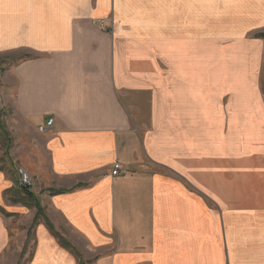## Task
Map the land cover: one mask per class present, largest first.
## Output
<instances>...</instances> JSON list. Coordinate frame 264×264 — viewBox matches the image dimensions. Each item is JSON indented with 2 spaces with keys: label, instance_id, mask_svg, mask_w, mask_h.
I'll use <instances>...</instances> for the list:
<instances>
[{
  "label": "crops",
  "instance_id": "0c3cea01",
  "mask_svg": "<svg viewBox=\"0 0 264 264\" xmlns=\"http://www.w3.org/2000/svg\"><path fill=\"white\" fill-rule=\"evenodd\" d=\"M262 29L264 0H0L13 160L86 264H264ZM10 236L0 210V264ZM35 237L28 264H79Z\"/></svg>",
  "mask_w": 264,
  "mask_h": 264
},
{
  "label": "rangeland",
  "instance_id": "374dc122",
  "mask_svg": "<svg viewBox=\"0 0 264 264\" xmlns=\"http://www.w3.org/2000/svg\"><path fill=\"white\" fill-rule=\"evenodd\" d=\"M258 36L264 40V29H262V31H259ZM12 60L13 57H9L8 62L5 63L4 61L3 67H0V168H2L4 171L8 170V168L10 167L15 169V173H11V176H13L11 178H13L12 180L14 182V186L4 192V198L8 203V209L10 213L0 207L1 211H3L4 216L8 217V219L10 220L11 252H8V255H6L7 260L4 264H15L17 263V261V264H28L33 256V251L35 248L36 225L40 222H43L44 219L41 218L40 221L34 224V218L37 215L38 209L36 206L31 204L28 197L24 196L23 192H21V190L19 189L21 188V186L19 181L20 177L18 174V169L25 168L19 163L16 164L13 160V157H15L16 153L20 151H28L23 149V141L17 134L18 127L16 128L14 124V104L10 95L11 88L6 85L9 69L6 71L5 69L8 68L9 64H13ZM261 83L264 91V59L262 65ZM116 162H118L124 169V166L121 162ZM26 172L31 176L33 180L34 184L32 189H39L40 185L37 183V181H35V177L27 170ZM36 199L40 202L38 197H36ZM14 204L19 205L20 207L14 208ZM43 210L45 212V209ZM55 230H57L56 232L60 234L58 229Z\"/></svg>",
  "mask_w": 264,
  "mask_h": 264
},
{
  "label": "trees",
  "instance_id": "16d2710c",
  "mask_svg": "<svg viewBox=\"0 0 264 264\" xmlns=\"http://www.w3.org/2000/svg\"><path fill=\"white\" fill-rule=\"evenodd\" d=\"M19 189L21 190V192H23L24 196L28 197L31 204L36 206L38 209L37 215L34 218V224L37 223L38 221H40L41 218H43L45 221V224L48 226V229L56 236V238L58 239V241L62 245V247L69 250L73 255H75L77 257V259L79 260V264H86L85 261L83 260V256H82L81 252L70 241H68L67 238H65L63 235L58 234L56 232L52 223L46 218V214L43 210L44 208L42 207L41 202H39L36 199V196L31 191V189H26V188H22V187Z\"/></svg>",
  "mask_w": 264,
  "mask_h": 264
},
{
  "label": "built area",
  "instance_id": "2783aa9c",
  "mask_svg": "<svg viewBox=\"0 0 264 264\" xmlns=\"http://www.w3.org/2000/svg\"><path fill=\"white\" fill-rule=\"evenodd\" d=\"M102 24H104V20H100ZM55 120L53 118H49L45 124L39 126V130L41 132H46L47 130H50L54 126ZM124 172V169L121 167V165L116 162L113 164L111 175L112 176H118L121 175ZM18 174H19V181H20V186L22 188L26 189H32L33 187V180L31 176L26 172L25 169L19 168L18 169Z\"/></svg>",
  "mask_w": 264,
  "mask_h": 264
},
{
  "label": "bare ground",
  "instance_id": "6f19581e",
  "mask_svg": "<svg viewBox=\"0 0 264 264\" xmlns=\"http://www.w3.org/2000/svg\"><path fill=\"white\" fill-rule=\"evenodd\" d=\"M234 50H235V49H234ZM205 51H206V50H205ZM225 52H226V51H225ZM230 52H231V51H230ZM234 55H237V54H234ZM216 56H217V55H216ZM241 56H242V55H241ZM228 57H229V56H228ZM231 57H232V56H231ZM237 57H239V56H237ZM190 58H191V57H190ZM224 58H225V57H224ZM239 58H240V57H239ZM230 59H232V58H230ZM236 59H237V58H236ZM224 61H225V60H224ZM239 62H240V61H239ZM241 62H243V61L241 60ZM248 62H249V60H248ZM229 63H230V61H229ZM229 63H228V64H229ZM244 63H246V62H244ZM238 64H239V63H238ZM240 65H241V64H240ZM212 66H213V65H212ZM243 66H244V65H243ZM211 68H212V67H211ZM214 68H215V67H214ZM214 68H213V69H214ZM243 68H244V67H243ZM243 68H242V69H243ZM234 69H235V68H234ZM242 69H241V70H242ZM248 70H249V69H248ZM136 72H137V71H136ZM247 73H248V72H247ZM173 76H174V75H173ZM209 76H210V75H209ZM239 77H240V75H239ZM208 80H209V79H208ZM247 80H248V79H247ZM225 81H226V79H225ZM225 83H226V82H225ZM223 84H224V83H223ZM169 90H170V89H169ZM232 93H233V92H232ZM213 98H214V97H213ZM185 105H186V104H185ZM187 108H188V107H187ZM188 110H189V109H188ZM228 122H229V121H228ZM174 131H175V130H174ZM193 133H194V132H193ZM171 134H172V133H171ZM178 134H179V133H178ZM199 138H200V137H199ZM181 139H182V138H181ZM205 139H206V138H205ZM232 139H233V138H232ZM177 141H178V140H177Z\"/></svg>",
  "mask_w": 264,
  "mask_h": 264
}]
</instances>
